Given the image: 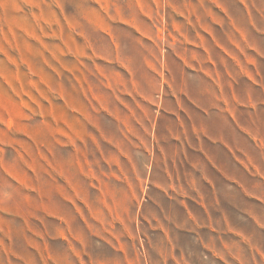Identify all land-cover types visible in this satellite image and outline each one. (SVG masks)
<instances>
[{
  "label": "rangeland",
  "instance_id": "obj_1",
  "mask_svg": "<svg viewBox=\"0 0 264 264\" xmlns=\"http://www.w3.org/2000/svg\"><path fill=\"white\" fill-rule=\"evenodd\" d=\"M0 264H264V0H0Z\"/></svg>",
  "mask_w": 264,
  "mask_h": 264
}]
</instances>
